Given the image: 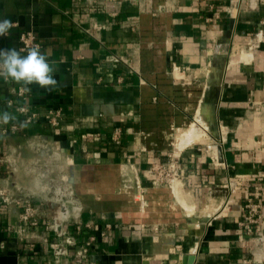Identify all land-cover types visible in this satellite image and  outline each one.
<instances>
[{"label": "crops", "instance_id": "crops-1", "mask_svg": "<svg viewBox=\"0 0 264 264\" xmlns=\"http://www.w3.org/2000/svg\"><path fill=\"white\" fill-rule=\"evenodd\" d=\"M3 18L17 26L0 49L32 31L58 85L0 76V111L37 114L0 125L2 153H20L15 199L43 204L25 231L23 205L0 206V264H76L85 248L81 264H264V215L252 235L239 224L264 188V0H0ZM53 149L81 205L58 232L68 210L28 171ZM171 160L178 178L156 185L152 167Z\"/></svg>", "mask_w": 264, "mask_h": 264}, {"label": "built area", "instance_id": "built-area-1", "mask_svg": "<svg viewBox=\"0 0 264 264\" xmlns=\"http://www.w3.org/2000/svg\"><path fill=\"white\" fill-rule=\"evenodd\" d=\"M263 34V32H260ZM20 42V51L23 54H27V50L35 45H39L41 48L40 43L37 41L35 34L32 31H26L21 33L19 37ZM18 94L23 97L24 100H27V95L24 91V89H20ZM9 104L11 105L12 102L10 101ZM18 112L22 114L23 121L27 120L30 124L33 121L37 119V114L32 113L27 106H21L18 108ZM46 121L56 127L60 123L61 119V113L59 111L50 110L46 114ZM20 129V126L18 124L14 125H2L1 130L4 135H9L11 133H16ZM122 135L121 129H116L113 134V139L116 141H119ZM93 135L86 134L83 135L84 139H90ZM50 148L49 144L47 142L37 144L35 147V150H41ZM20 156V153L12 152V153H6L3 154L1 147H0V172H3L6 170V183L3 185H0V206H11L13 204H22L24 207V211L21 215V219L23 222L22 229L28 230L29 228H37L41 225V218L40 213L43 207V204L40 203H34L31 198L26 197L22 200H16L15 199V191L12 186L13 182L9 180V178L14 177L15 173H17L19 169V162L18 158ZM18 157V158H17ZM49 158L46 160L48 162H53L58 165V169L62 170V167L60 165V154L57 150H52V152L48 156ZM35 166H40L38 160L34 161L28 171L30 170L33 174L37 173V168H34ZM27 169V167H26ZM152 173L155 175V184L161 185L166 184L168 186H172L176 179L179 176V165L171 160L168 165L163 164H157L152 167ZM49 173V170H48ZM53 173V172H52ZM39 179L47 178L48 175L46 171L44 174L37 173ZM3 176V174H0V178ZM4 178V177H2ZM59 178L56 177V181H58ZM9 180V181H7ZM38 180V179H37ZM50 180V178L48 179ZM53 181V179H51ZM57 185H55L54 193L56 195V200L61 205L67 208L68 214L63 218L62 224L57 227L53 215L50 220V223L48 224L49 229H53L56 232L60 231L62 227L65 224H68L73 221H77L81 214V205L78 201L77 195L75 193V189L73 187V184L70 183L69 178L67 176H62L59 182H56ZM47 190V188H46ZM263 205H264V188L261 191V198L259 201H254L253 199H250L247 201L245 206L243 207V217L240 221V226L246 230L249 234H253V226H258L261 219L263 218ZM256 233H258V238L260 241H263V235L260 232L259 228H256ZM52 248L56 252L57 255H64L66 254L65 250L63 249V245L59 243H53ZM88 249L85 248L82 251V254L77 256L75 259L76 264L82 263V257L83 255L87 254Z\"/></svg>", "mask_w": 264, "mask_h": 264}, {"label": "clouds", "instance_id": "clouds-1", "mask_svg": "<svg viewBox=\"0 0 264 264\" xmlns=\"http://www.w3.org/2000/svg\"><path fill=\"white\" fill-rule=\"evenodd\" d=\"M17 26V22L10 19H0V36H7ZM54 69L48 61V56L42 52L39 45L27 50L26 55L15 48L0 49V76L11 79L23 85L36 84L51 91L58 85L54 78ZM25 92H30L28 87ZM10 106V104H9ZM16 121L20 127L27 126L28 121H18L17 117L7 110L0 111V125H7Z\"/></svg>", "mask_w": 264, "mask_h": 264}, {"label": "rangeland", "instance_id": "rangeland-1", "mask_svg": "<svg viewBox=\"0 0 264 264\" xmlns=\"http://www.w3.org/2000/svg\"><path fill=\"white\" fill-rule=\"evenodd\" d=\"M39 165L40 166H35L34 168H37V173H41L44 174V172L46 171L48 177L42 179L38 178L37 173L35 172L33 174V178H37V189L41 190L44 194H47L48 200L51 201V204H49V207H52V203H56L57 201L54 200L56 199V195L54 193V188L55 185H57L56 182H59L62 176H67L69 178L70 183L73 184L70 175L64 171V169H58V165L53 163V162H48L46 161L44 158H41L40 160H38ZM49 170V173H48ZM53 172V173H52ZM56 177L59 178L58 181H56ZM50 178V180H48ZM33 179V180H34ZM51 179H53V181H51ZM74 187V185H73ZM47 188V190H46ZM60 204V203H59ZM61 205V204H60Z\"/></svg>", "mask_w": 264, "mask_h": 264}, {"label": "bare ground", "instance_id": "bare-ground-1", "mask_svg": "<svg viewBox=\"0 0 264 264\" xmlns=\"http://www.w3.org/2000/svg\"><path fill=\"white\" fill-rule=\"evenodd\" d=\"M203 106H205V105H203ZM208 106V105H207ZM204 110V109H203ZM202 110V111H203ZM203 112H205V111H203ZM201 114H202V112H201ZM204 115V114H203ZM212 119V118H211ZM213 121V120H212ZM209 123V122H208ZM204 126V125H203ZM198 132V131H197ZM187 134V133H186ZM197 136V135H196ZM195 137V136H194ZM53 205H52V208L54 209V210H56V211H58V212H61V213H64L65 211H66V208L63 206V205H60L59 204V202H56V203H52Z\"/></svg>", "mask_w": 264, "mask_h": 264}, {"label": "water", "instance_id": "water-1", "mask_svg": "<svg viewBox=\"0 0 264 264\" xmlns=\"http://www.w3.org/2000/svg\"><path fill=\"white\" fill-rule=\"evenodd\" d=\"M220 152H221L220 154H222V150H221V148H220Z\"/></svg>", "mask_w": 264, "mask_h": 264}]
</instances>
